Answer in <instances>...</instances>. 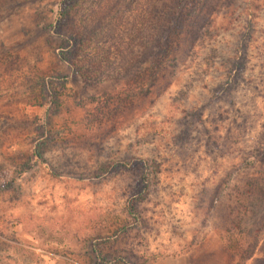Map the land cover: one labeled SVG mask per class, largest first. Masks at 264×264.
Returning a JSON list of instances; mask_svg holds the SVG:
<instances>
[{"label": "rangeland", "instance_id": "1", "mask_svg": "<svg viewBox=\"0 0 264 264\" xmlns=\"http://www.w3.org/2000/svg\"><path fill=\"white\" fill-rule=\"evenodd\" d=\"M67 1L0 0V264H264V0H201L154 87L175 0L81 4L91 84Z\"/></svg>", "mask_w": 264, "mask_h": 264}, {"label": "trees", "instance_id": "2", "mask_svg": "<svg viewBox=\"0 0 264 264\" xmlns=\"http://www.w3.org/2000/svg\"><path fill=\"white\" fill-rule=\"evenodd\" d=\"M203 1L207 2L206 0ZM84 2H86V0H68L66 4L60 8L58 12V25L54 33L60 40L57 50L60 51L58 55L61 60L68 63L73 67L76 74H81L86 82L91 84V70L87 69L85 64L83 63L84 65H82L81 62L84 60L83 57L87 50V43L92 45L90 52L93 51V41L95 38L91 35L93 34V36H96L97 32L95 33L94 29L90 31V25L88 28L82 30L77 24V12ZM205 5L206 4L201 3V0H198L196 3L191 0L174 1L169 15L167 13L168 20L166 22L168 26L166 29L159 31L156 45L152 46L149 51L146 52V58L151 59L153 68L155 67V79L152 87L156 86L159 82L167 80V78H165L167 74H162L164 62L171 56L176 57V55L182 51L179 42L176 41L182 39L186 33L185 28L188 26L187 24L191 20L193 21L197 16H200L199 14L204 10ZM231 5V3L225 2L221 6L224 10H227ZM93 12L97 14V10H93ZM89 31L90 33L88 34ZM234 52L233 60L230 61L232 64L230 65V69L236 68L240 72L244 69L243 59L242 57H237V50ZM94 55H96V53H94ZM173 60H175V58H173ZM60 85H63V82ZM48 92L51 93V108L56 111L59 108L61 86L50 82L48 84ZM148 169L149 173L147 176L155 177V172L153 170L155 167L150 166Z\"/></svg>", "mask_w": 264, "mask_h": 264}]
</instances>
